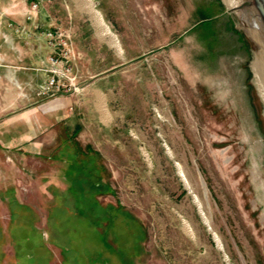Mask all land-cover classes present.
Listing matches in <instances>:
<instances>
[{
	"label": "rangeland",
	"instance_id": "1",
	"mask_svg": "<svg viewBox=\"0 0 264 264\" xmlns=\"http://www.w3.org/2000/svg\"><path fill=\"white\" fill-rule=\"evenodd\" d=\"M95 1L122 53L82 0H67L72 22L51 27L71 30L69 89L35 92L65 98L54 124L40 126L52 160H15L0 144V264H264V97L236 8ZM66 144L94 157L70 169L67 155L54 161ZM57 225L82 229L65 254Z\"/></svg>",
	"mask_w": 264,
	"mask_h": 264
},
{
	"label": "crops",
	"instance_id": "2",
	"mask_svg": "<svg viewBox=\"0 0 264 264\" xmlns=\"http://www.w3.org/2000/svg\"><path fill=\"white\" fill-rule=\"evenodd\" d=\"M75 1L78 3V0ZM26 10L27 2L0 0V116L7 111H11L12 114L0 121V144L4 147L3 152L11 154L15 160L42 157L49 162L54 151L50 150L46 153L43 148V131L46 128L40 126L54 124V121L50 122L49 119L55 120L56 112L64 107L65 98L54 97L43 100L35 95L36 90L46 80L47 74L42 67L48 64V57L52 54V49L46 44L42 31L47 27L50 28L57 21L63 25L70 24L73 18L67 0L42 1L37 17L33 21L27 18ZM9 20L23 26L29 35L15 32L13 27L9 26ZM35 24L38 28L34 27ZM61 150L57 157L59 160L54 156L57 159L54 161L62 162L60 158L68 155L67 150L64 148ZM83 153L86 151L77 150L76 155ZM10 166L16 167L17 172H23L21 168H25L17 164ZM35 171H39V168ZM51 213L52 211L48 209L49 220ZM60 219H66V216ZM34 221L40 222V216L38 215ZM78 226L72 228L70 234L67 226H54L53 230L59 237L63 236L67 239L63 244L54 242L61 248V253L65 254L69 251L68 241L73 242L74 237L82 236V229ZM68 236H72L70 240ZM73 258L78 263L77 258L75 256ZM2 262L6 261L3 259Z\"/></svg>",
	"mask_w": 264,
	"mask_h": 264
},
{
	"label": "built area",
	"instance_id": "3",
	"mask_svg": "<svg viewBox=\"0 0 264 264\" xmlns=\"http://www.w3.org/2000/svg\"><path fill=\"white\" fill-rule=\"evenodd\" d=\"M22 2H28L26 13L27 18L32 21L36 19L38 9L42 1L50 2L52 0H20ZM38 28V25H34ZM20 31H24V27L20 28ZM45 39L48 46L53 50H56L55 54H51L48 57V65L45 70L48 72V78L43 85L38 89L39 96H51L55 93L65 91L66 88L65 79H69L67 72L69 67L67 65V58L70 49L71 42V30L64 29L61 23H57L53 27L48 28L45 31Z\"/></svg>",
	"mask_w": 264,
	"mask_h": 264
},
{
	"label": "bare ground",
	"instance_id": "4",
	"mask_svg": "<svg viewBox=\"0 0 264 264\" xmlns=\"http://www.w3.org/2000/svg\"><path fill=\"white\" fill-rule=\"evenodd\" d=\"M225 2L229 8L235 7L232 0H225ZM82 4H83V7H84L86 13L88 14L89 18L91 19L92 23L94 24V26L96 27L98 32L102 33L103 36H105L107 38V40L110 42V44L114 48H116L120 53H122V48H121L120 42L118 41L116 35L111 31L109 25L102 18L103 16H101V12L96 7V1L95 0H82ZM258 58L257 57L254 58L253 63H252V69L254 71V75H255V78L257 81L256 83H257L258 89L260 90V92L262 93V95L264 97V76L262 74V70L260 67L261 61ZM179 172L182 176V179H183L185 186L189 189V192H192L191 187H190L187 179L184 177L182 170L179 169ZM192 196H193V199L198 206L199 212H200L203 220L206 223H208L207 217L204 214L202 204H201L199 198L194 193H192ZM210 230L212 231V229H210ZM213 235H214V239L218 240V238L214 232H213ZM218 242H219V240H218Z\"/></svg>",
	"mask_w": 264,
	"mask_h": 264
},
{
	"label": "water",
	"instance_id": "5",
	"mask_svg": "<svg viewBox=\"0 0 264 264\" xmlns=\"http://www.w3.org/2000/svg\"><path fill=\"white\" fill-rule=\"evenodd\" d=\"M232 1L264 67V0Z\"/></svg>",
	"mask_w": 264,
	"mask_h": 264
},
{
	"label": "trees",
	"instance_id": "6",
	"mask_svg": "<svg viewBox=\"0 0 264 264\" xmlns=\"http://www.w3.org/2000/svg\"><path fill=\"white\" fill-rule=\"evenodd\" d=\"M68 149V155H67V161L68 162V165L71 168L73 167H81L82 168V165H83V162L86 161L85 159L89 158H93L94 156L91 155V154H88V153H83L82 155H76L77 154V150H81L80 148L76 147L75 149V146L73 144L69 145V144H66L64 150ZM87 150L90 151V148L87 147ZM73 151V152H71ZM96 153V152H94ZM80 170V168H79ZM87 180V178H81L79 177L78 179H74V183L79 187L80 189V194L84 191H82L81 189H83V182ZM94 185L96 186H100L101 184H103V181L101 180V178L97 179L95 182H93Z\"/></svg>",
	"mask_w": 264,
	"mask_h": 264
}]
</instances>
